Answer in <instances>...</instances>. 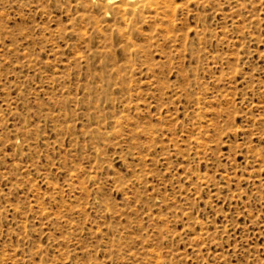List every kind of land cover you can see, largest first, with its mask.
I'll use <instances>...</instances> for the list:
<instances>
[{
    "label": "rangeland",
    "instance_id": "obj_1",
    "mask_svg": "<svg viewBox=\"0 0 264 264\" xmlns=\"http://www.w3.org/2000/svg\"><path fill=\"white\" fill-rule=\"evenodd\" d=\"M139 1L0 0V264H264V0Z\"/></svg>",
    "mask_w": 264,
    "mask_h": 264
},
{
    "label": "bare ground",
    "instance_id": "obj_2",
    "mask_svg": "<svg viewBox=\"0 0 264 264\" xmlns=\"http://www.w3.org/2000/svg\"><path fill=\"white\" fill-rule=\"evenodd\" d=\"M116 0H107V3H113L115 2ZM152 5H154V0H140L139 1V4L137 5V8H139L140 10H143V9H153L151 8ZM157 8V7H156ZM154 8V9H156Z\"/></svg>",
    "mask_w": 264,
    "mask_h": 264
}]
</instances>
